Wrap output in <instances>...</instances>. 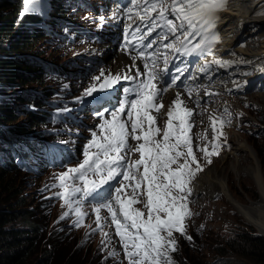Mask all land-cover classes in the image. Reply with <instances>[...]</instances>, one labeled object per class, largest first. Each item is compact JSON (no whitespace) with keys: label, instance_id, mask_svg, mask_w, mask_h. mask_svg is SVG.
<instances>
[{"label":"snow or ice","instance_id":"6c2138e0","mask_svg":"<svg viewBox=\"0 0 264 264\" xmlns=\"http://www.w3.org/2000/svg\"><path fill=\"white\" fill-rule=\"evenodd\" d=\"M129 2L131 7L123 12L129 21L138 20L140 25L132 29L130 23L126 27L122 51L133 63L125 65L127 70L116 73L99 68V74L93 75L81 95L75 98L83 104L86 98L100 99L104 94L111 106H101L94 112L98 123L89 129L82 158L74 165L71 162L64 165L65 170L55 174V183L50 187L60 189L53 195L63 200L61 207L66 209L57 223L74 215L73 226H84L89 215L84 206L86 202L89 204L96 223L95 228L88 225L89 235L101 233V251L108 252L105 259L119 257L122 251L123 260L119 264L124 261L127 264H176L172 256L179 251L175 234L187 241L193 240L188 234L187 222L198 215L190 208L194 181L204 167L212 163L211 157L219 155L227 144L224 129L231 126L233 117L227 108L222 115L208 116L212 139L208 140L207 129L197 134L198 140L207 141L202 147L197 145L205 161L202 164L193 149L191 134L196 125V109L187 106L179 91L167 106L164 96L176 89L179 81L189 98L196 97L194 102L199 107L200 88L208 89L207 96L218 93L210 90L214 87L212 83L189 81H197L199 74L211 80L213 65L230 68L250 61L224 60L216 56L215 48L221 41L216 30L218 13L227 7L228 0ZM29 13L43 15L42 0H22L21 17ZM257 14L264 15V10ZM103 19L100 17L101 21ZM154 32L155 38L149 39ZM133 52L136 55H132ZM176 54L202 62L190 71L193 65L187 59L173 65L178 59ZM206 56L213 59L204 60ZM137 59L142 62L143 70L136 65ZM260 70L264 71V67ZM185 73L188 76L182 81ZM164 77L168 78L167 83ZM123 82H128V86H123ZM118 86L122 96L111 104L110 93ZM58 111L70 112L71 109ZM238 115L243 116V113ZM158 119L162 124H158ZM137 153L138 158L132 159ZM113 226L121 251L110 247L112 232L104 231Z\"/></svg>","mask_w":264,"mask_h":264},{"label":"trees","instance_id":"16d2710c","mask_svg":"<svg viewBox=\"0 0 264 264\" xmlns=\"http://www.w3.org/2000/svg\"><path fill=\"white\" fill-rule=\"evenodd\" d=\"M21 8L22 0H0V88L4 92L19 83L27 85L33 79L42 80L43 68L29 54L33 53V45L44 36L37 29L31 31L27 28L29 17L19 20ZM57 10L63 12L60 7ZM23 95L18 96L20 101L39 105L38 97L27 99ZM26 114L35 121L34 114L29 111ZM14 118L11 101L0 100V120L21 122ZM0 160L8 161L4 155ZM8 173L0 166V264H86L84 260L87 257L95 256L83 253L87 256L83 259L84 256L78 255L82 253L81 243L68 244V240L58 239L56 232L45 231L38 216L40 212L26 205L21 195L23 190L17 186L19 182L11 180L13 174ZM209 236L207 245L214 258L210 259L205 254L203 263L198 261L196 264H264L262 235L243 228L236 232L235 239L215 234L213 238ZM96 259L98 264H104L99 254ZM219 259L223 261L219 263Z\"/></svg>","mask_w":264,"mask_h":264},{"label":"rangeland","instance_id":"374dc122","mask_svg":"<svg viewBox=\"0 0 264 264\" xmlns=\"http://www.w3.org/2000/svg\"><path fill=\"white\" fill-rule=\"evenodd\" d=\"M84 9H79L76 12V15L82 14ZM29 19L35 23H39L40 19L35 15H28ZM49 36L44 33V37L37 41L33 48L31 49L33 53H41V55H48L50 54L53 57L59 58L61 63L68 62L69 58L71 57V52L65 50V48H61L60 45L56 43H51L50 39L48 42ZM73 57V54H72ZM58 79L53 77H49L47 75L42 74V80H35L33 79L27 85L17 84L16 87L9 89L8 92H13L17 90V92L27 91L29 89H44L53 86ZM2 83V82H1ZM13 90V91H12ZM14 94V103L12 108H16L19 106L18 104V94L13 92ZM12 95V94H11ZM13 96V95H12ZM10 96V97H12ZM257 102H259L260 109L257 113H253L255 115V119L258 120L256 126H251L249 131L248 128L245 130L236 131L233 135V141L230 145L234 146L235 137L240 135L239 140L244 138L247 142H249L255 149L257 154V159H259L263 174H264V97L262 96H253ZM23 121L24 123H28L30 121L29 116L19 114L14 118V120ZM7 123V122H4ZM10 124H17V123H10ZM34 129L39 130L41 129V125H37ZM263 150V151H262ZM230 153V152H229ZM219 158H222L220 161H215L211 164V166L206 169L200 177L206 175L207 177H203V182L206 185L211 187H216V180L212 181L208 179L209 175L211 179H216L217 172L223 171L225 169L227 171V183L230 188L231 194L233 197L243 203L254 202L260 198V190L257 186L254 178L246 171V166L251 164V160L247 159L243 161V166L240 173H235L234 171L230 170L229 162H221L223 161V157L221 155ZM216 162V163H215ZM247 164V165H246ZM245 167V168H244ZM41 170V169H40ZM15 172V173H13ZM8 174H13L11 180L18 181L19 183L17 186L23 190L21 194L23 196V200L28 207L31 209H40L36 210L40 212L43 210V214L41 213L38 215L39 219H41V223L45 231H49V233L56 232V236L58 239L62 241H67L68 244L73 242H79L80 239L87 240L82 247V253H78V255L84 256L85 259L87 256L84 254L95 255L94 257L90 258L87 257L85 261L86 264H98L97 263V255L99 253L102 256V261L105 264H113L105 257L108 256L107 251H101L102 244L101 240L103 236L101 233L97 232L95 234L89 235L91 230L87 227H80L76 228L73 226L72 221L69 219L61 220L57 223L59 216L65 211V208H62V202L54 203V205L48 202V196L46 193H51L49 187L46 188V185L49 186L50 177H39L35 178L30 176L27 173H24L21 170H13L9 171ZM10 180V182H12ZM46 182L47 184L42 189L40 186L41 184ZM210 182V183H209ZM203 192V196L200 195V199L203 203L201 206L200 216L197 218L198 222H190L188 223V234L193 237L192 241L185 240L180 235H175L179 245V254H176L174 260L176 264H196L198 261L203 263L204 257L206 255L213 259L214 256L211 253V248L208 249L207 241L209 240L207 237H212L215 235H219L220 237H225L227 239H235L236 232L239 229H246L249 232H255L264 237V234L261 233L259 228L252 223L241 211L237 209L234 203L226 197V195L222 194L221 192H207L205 190H200ZM52 217V218H51ZM74 227L69 231L68 227H66V223H69ZM204 225V228H200V225ZM206 230L204 231V229ZM106 232V228H104ZM207 231L209 232L207 236ZM205 232V234H204ZM49 235V234H48ZM112 241V240H111ZM70 245H67V247ZM114 247L117 251L118 249ZM96 252V253H95ZM187 252V253H186ZM206 254V255H205ZM179 256H182L181 259ZM119 258V257H113ZM216 260V259H215ZM223 259H219L218 262H222Z\"/></svg>","mask_w":264,"mask_h":264},{"label":"bare ground","instance_id":"6f19581e","mask_svg":"<svg viewBox=\"0 0 264 264\" xmlns=\"http://www.w3.org/2000/svg\"><path fill=\"white\" fill-rule=\"evenodd\" d=\"M232 5H234V7L225 13L227 20V33L233 35V38L230 39L229 43L231 44L234 36L239 33L249 35L250 38L247 47L240 48L237 51L241 54L242 58H256V61L254 62L257 63V67H264V15L257 14L261 10H264V0H233ZM256 96L264 97V93H257ZM239 137L240 135L235 137L234 146L229 151L230 153L226 152L225 155H221L224 159L221 162L228 161L230 170L238 174L241 172L243 161L250 159L251 164L246 166V171L254 178L259 187L260 198L252 203H243L235 199L228 186L227 171L225 169L217 172L216 179H211V176L209 175L208 179L212 181L216 180L215 188L206 185L203 182L202 179L203 177H207L206 175L199 178L197 187L199 191L205 190L206 193L218 191L226 195V197L234 203L237 209L254 223L261 233L264 234V174L259 159H257L254 147L244 138L239 140ZM23 155L26 157L25 153L22 154V157ZM7 162L12 164L10 160ZM203 192L201 191L200 195L203 194Z\"/></svg>","mask_w":264,"mask_h":264}]
</instances>
